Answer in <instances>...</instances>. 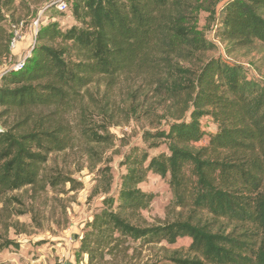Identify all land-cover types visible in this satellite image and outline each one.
<instances>
[{
    "label": "trees",
    "instance_id": "16d2710c",
    "mask_svg": "<svg viewBox=\"0 0 264 264\" xmlns=\"http://www.w3.org/2000/svg\"><path fill=\"white\" fill-rule=\"evenodd\" d=\"M14 1L0 0V65L11 56ZM217 5L205 9L210 38L197 26L200 0H69L75 24L68 29L38 20L24 69L0 82V205L27 188L75 184L43 175L51 155L74 145L66 118L77 112L80 135L107 144V131L89 119L87 100L96 105L90 90L104 87L97 108L105 112L110 90L121 82L136 85L132 104L143 94L138 104L149 95L152 104L164 105L165 128L144 132L147 148L124 156L116 199L109 196L111 171H100L108 189L84 226L76 262L126 264L157 246L175 264H264V80L230 56L245 59L264 47V0ZM209 52L218 55L205 57ZM162 145L163 152L149 155ZM148 174L168 180L169 209L188 212L185 217L180 211L173 222L153 224L143 216L153 200L139 187ZM203 214L212 222L202 221ZM182 240L190 257L177 259ZM18 247L3 239L0 252Z\"/></svg>",
    "mask_w": 264,
    "mask_h": 264
},
{
    "label": "rangeland",
    "instance_id": "374dc122",
    "mask_svg": "<svg viewBox=\"0 0 264 264\" xmlns=\"http://www.w3.org/2000/svg\"><path fill=\"white\" fill-rule=\"evenodd\" d=\"M200 1H203L204 8L198 13L197 26L206 38H210L212 18L208 10L212 11L218 6L219 0ZM53 2L54 0L14 1L9 21L11 25L20 21L23 23L24 39L21 42L26 46L25 53L34 42L35 21L39 20L41 26L57 22L63 30L75 24L71 11L59 12L52 6ZM8 30L10 31L9 28ZM213 55L217 56L218 53L209 52L205 57ZM230 56L240 61L245 68L250 66L260 75L257 77L264 80V47L258 46L245 59H242L239 53ZM135 87L136 85L121 82L110 90L109 107L105 112L97 108L104 105V87L97 91L90 90L96 105L92 107L90 100H87L85 105L90 108L89 119L96 128L107 131L111 137L107 144L96 146L80 135L76 126L79 119L77 112L66 118L75 129L74 145L63 153L51 155L43 175L52 180L59 176L66 177L75 184L65 183L56 187L46 184L45 189L40 192L27 188L9 195V200L0 205V243L3 239H8L19 247L0 252V264H85V261L76 262L75 250L78 248L85 224L101 209L104 191L108 189V178H104L100 171L105 168L106 174L111 171L109 196L116 199L120 178L126 172L122 166L124 156L134 147L142 150L147 148L148 144H145L142 138L144 132L165 128L161 117L167 115V108L155 102L152 104L149 95L145 98H148L146 102L138 104V101L144 98L143 94L132 104L129 93ZM202 126L208 133L215 132V127L209 120L203 119ZM201 145L203 143L196 146ZM164 148L162 145L158 149L149 150V155L156 156L163 152ZM139 187L145 193L153 195L149 209L143 213L149 222L162 224L177 219L181 210L169 209L172 194L167 179L148 174L146 181ZM181 213L183 217L188 214L186 211ZM199 216L202 221L212 222L205 214ZM219 226L225 225H213ZM187 246V241L177 242L176 247H185L177 259L190 257L185 252ZM171 257L173 255L170 251L165 252L157 246L145 247L126 264H175L166 261Z\"/></svg>",
    "mask_w": 264,
    "mask_h": 264
},
{
    "label": "built area",
    "instance_id": "2783aa9c",
    "mask_svg": "<svg viewBox=\"0 0 264 264\" xmlns=\"http://www.w3.org/2000/svg\"><path fill=\"white\" fill-rule=\"evenodd\" d=\"M52 6L55 7L57 11L64 13L68 10L69 0H54V2L52 3ZM33 26L35 29L33 45L31 46L29 51H27V53H25L24 56L20 60H18L16 63H12V59L10 56V58L5 64L0 65V82L3 76H5L6 74L11 73V72H19L24 69L26 59L30 56L31 51L35 44V36L38 31V21H35ZM23 29H24V25L22 22L16 23L10 26L9 32L11 34V38L9 42V51L11 54L17 49L18 45L24 39Z\"/></svg>",
    "mask_w": 264,
    "mask_h": 264
},
{
    "label": "crops",
    "instance_id": "0c3cea01",
    "mask_svg": "<svg viewBox=\"0 0 264 264\" xmlns=\"http://www.w3.org/2000/svg\"><path fill=\"white\" fill-rule=\"evenodd\" d=\"M24 43L21 42L19 44V46L17 47V49L11 54V59H12V62L13 63H16L18 60H20L24 54H25V48L26 46L24 47Z\"/></svg>",
    "mask_w": 264,
    "mask_h": 264
},
{
    "label": "water",
    "instance_id": "95a60500",
    "mask_svg": "<svg viewBox=\"0 0 264 264\" xmlns=\"http://www.w3.org/2000/svg\"><path fill=\"white\" fill-rule=\"evenodd\" d=\"M0 132H3V129H2V127L0 126Z\"/></svg>",
    "mask_w": 264,
    "mask_h": 264
}]
</instances>
